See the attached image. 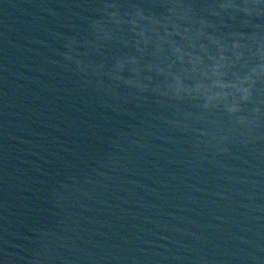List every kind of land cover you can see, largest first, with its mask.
<instances>
[{"label": "water", "instance_id": "1", "mask_svg": "<svg viewBox=\"0 0 264 264\" xmlns=\"http://www.w3.org/2000/svg\"><path fill=\"white\" fill-rule=\"evenodd\" d=\"M94 6L0 0V264H264V139L216 155L106 108L59 66Z\"/></svg>", "mask_w": 264, "mask_h": 264}, {"label": "clouds", "instance_id": "2", "mask_svg": "<svg viewBox=\"0 0 264 264\" xmlns=\"http://www.w3.org/2000/svg\"><path fill=\"white\" fill-rule=\"evenodd\" d=\"M93 12L59 66L106 108L154 104L216 155L264 139V0H95Z\"/></svg>", "mask_w": 264, "mask_h": 264}]
</instances>
